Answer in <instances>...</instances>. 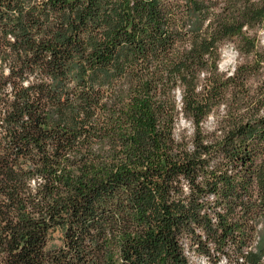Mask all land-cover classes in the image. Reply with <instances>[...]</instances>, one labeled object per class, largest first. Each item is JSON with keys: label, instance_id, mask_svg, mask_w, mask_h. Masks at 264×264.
<instances>
[{"label": "trees", "instance_id": "obj_1", "mask_svg": "<svg viewBox=\"0 0 264 264\" xmlns=\"http://www.w3.org/2000/svg\"><path fill=\"white\" fill-rule=\"evenodd\" d=\"M262 30L264 0H0V264H264Z\"/></svg>", "mask_w": 264, "mask_h": 264}, {"label": "rangeland", "instance_id": "obj_2", "mask_svg": "<svg viewBox=\"0 0 264 264\" xmlns=\"http://www.w3.org/2000/svg\"><path fill=\"white\" fill-rule=\"evenodd\" d=\"M260 44L264 46V30L259 33ZM238 63V53L235 50L234 46L229 44L225 45L221 51V61L219 63V70L222 73L231 74L235 66ZM178 100H181L180 93L177 94ZM215 128V119L210 117L204 124V129L206 131H212ZM180 134H185V136H191L192 126L186 122H181L179 126ZM191 262L194 264H210L207 260L203 258H195L192 254L190 255ZM234 262V261H233ZM218 264H228L225 259H221ZM231 264V263H229Z\"/></svg>", "mask_w": 264, "mask_h": 264}, {"label": "built area", "instance_id": "obj_3", "mask_svg": "<svg viewBox=\"0 0 264 264\" xmlns=\"http://www.w3.org/2000/svg\"><path fill=\"white\" fill-rule=\"evenodd\" d=\"M253 251H255L254 236L252 238V241H251L250 245L243 250V254H242V256L239 257L237 263L235 261L231 262V260H229L228 258H224V259L226 260V262L228 264L229 263H231V264H246L245 256L248 255L249 252H253Z\"/></svg>", "mask_w": 264, "mask_h": 264}]
</instances>
